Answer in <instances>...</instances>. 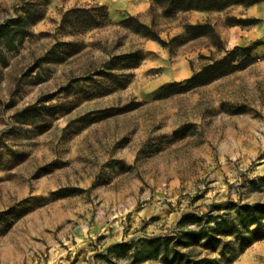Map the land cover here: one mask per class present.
I'll list each match as a JSON object with an SVG mask.
<instances>
[{
	"label": "rangeland",
	"instance_id": "1",
	"mask_svg": "<svg viewBox=\"0 0 264 264\" xmlns=\"http://www.w3.org/2000/svg\"><path fill=\"white\" fill-rule=\"evenodd\" d=\"M132 3L0 0V264H134L182 218L193 227L229 205L227 220L264 205V2L168 14L149 0L138 15ZM94 5L108 12L101 27H60L66 12ZM18 17L24 37L10 46L1 29ZM130 17L165 46L120 24ZM195 24L210 30L190 41L184 27ZM234 48L252 62L156 99ZM136 51L138 67L108 76L111 57ZM193 259L264 264V239L222 257L196 246Z\"/></svg>",
	"mask_w": 264,
	"mask_h": 264
},
{
	"label": "trees",
	"instance_id": "2",
	"mask_svg": "<svg viewBox=\"0 0 264 264\" xmlns=\"http://www.w3.org/2000/svg\"><path fill=\"white\" fill-rule=\"evenodd\" d=\"M152 4H167L168 14L179 12H211L222 11L233 5L242 7H251L255 4L264 2V0H151ZM108 21V12L106 7L94 5L86 8L72 9L66 12L61 19L60 27L70 31L87 30L99 28ZM26 22L22 17L11 19L4 23L1 32H4L5 41L10 45L15 35H19V39H23L25 33L23 24ZM133 23L134 33L140 34L144 38L157 42L162 47L165 42L162 41L152 27L140 24L137 18L130 17L122 21L121 25ZM207 25L195 24L186 25L184 27L185 34L189 40H195L209 32ZM11 46V45H10ZM243 55L245 59L242 61L238 56ZM209 63L194 72L189 79L183 82L174 83L161 87L156 99H163L173 94H181L192 91L198 87L204 86L217 80L237 69H243L252 62L250 51L244 48H234L226 55L218 60L208 59ZM142 55L139 52H130L120 54L110 58L104 69L111 76L113 72L127 71L139 66ZM112 72V73H111ZM264 181V177L259 178ZM234 205H229L224 214H206L203 216V222L199 221L195 226L187 225V220L182 218L176 225V229L172 233V237L161 239L160 241L150 240L144 242V246L149 249L145 255L139 251L134 264H142L146 261L160 258L161 264H191L193 259L194 248L200 246L204 249H211L214 252L218 250L221 257L225 255V249L232 243L244 245L246 241H260L264 239V205L259 203L246 204L235 207V215L230 219H226L227 215L231 216V209ZM224 246L221 243L227 241ZM159 242V243H158ZM121 246H116L115 250H119ZM141 256V257H140Z\"/></svg>",
	"mask_w": 264,
	"mask_h": 264
},
{
	"label": "crops",
	"instance_id": "3",
	"mask_svg": "<svg viewBox=\"0 0 264 264\" xmlns=\"http://www.w3.org/2000/svg\"><path fill=\"white\" fill-rule=\"evenodd\" d=\"M132 1H133L131 5L132 14L138 15L147 11L149 7V0H132ZM185 14H202V12H189Z\"/></svg>",
	"mask_w": 264,
	"mask_h": 264
}]
</instances>
